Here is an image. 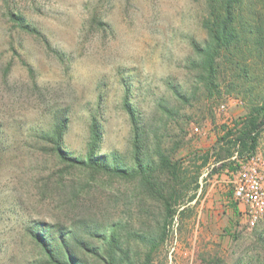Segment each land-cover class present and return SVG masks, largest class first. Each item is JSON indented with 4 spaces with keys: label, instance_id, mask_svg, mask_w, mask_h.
Segmentation results:
<instances>
[{
    "label": "rangeland",
    "instance_id": "1",
    "mask_svg": "<svg viewBox=\"0 0 264 264\" xmlns=\"http://www.w3.org/2000/svg\"><path fill=\"white\" fill-rule=\"evenodd\" d=\"M207 11L206 0H0V264H51L28 233L35 222H61L93 245L72 224L117 218L140 264H264V215L248 224L229 186L239 156H264V129L250 153L223 137L264 91V0L235 11L214 85L198 77L195 51ZM56 108L67 110L60 148L70 156H85L94 119L114 167L159 153L178 163L165 231L159 203L133 198L134 176L91 180L39 137Z\"/></svg>",
    "mask_w": 264,
    "mask_h": 264
},
{
    "label": "trees",
    "instance_id": "2",
    "mask_svg": "<svg viewBox=\"0 0 264 264\" xmlns=\"http://www.w3.org/2000/svg\"><path fill=\"white\" fill-rule=\"evenodd\" d=\"M208 11L201 23L205 28L207 39L202 46L196 45V53L199 55L197 67L200 68L199 78L207 85H214L218 74V58L222 50H229L237 36L236 19L234 13L245 0H206ZM64 108H56L53 114V123L39 135L41 139L51 145V150L61 155L65 165L69 168L84 167L90 170L89 179H94L96 173L103 171L118 174V177L129 179L135 177V184L131 189L133 198L143 193L146 200L159 203L162 210L161 229L165 231L176 213L172 203V197L176 192V186L180 181L178 176V163L172 162L159 153L158 161L148 159L144 161L138 156L133 157L134 165L130 168L123 166L114 167L107 154L99 153L101 142L100 125L92 120L89 126V139L84 157H74L60 148L62 136L67 127V116ZM134 121L133 113H130ZM135 128V145L137 143V127ZM264 129V91L260 94L257 103L253 104L238 128L236 135L231 138L232 131L227 130L225 138L228 142L240 146V153L253 152L257 144L259 133ZM240 154V155H241ZM242 157V156H239ZM207 161V154L202 158ZM237 162L231 167L236 168ZM158 172V173H157ZM165 172V178L159 174ZM113 177V176H112ZM95 181V179H94ZM181 212V211H180ZM158 223V222H157ZM80 228L100 240L99 244H90L70 226L61 222H35L28 226L27 230L45 251L48 262L51 264H87L78 249L88 250L96 257L99 264H140L137 258L130 256V250L125 246L121 219L95 220L94 224L79 220L72 226Z\"/></svg>",
    "mask_w": 264,
    "mask_h": 264
},
{
    "label": "built area",
    "instance_id": "3",
    "mask_svg": "<svg viewBox=\"0 0 264 264\" xmlns=\"http://www.w3.org/2000/svg\"><path fill=\"white\" fill-rule=\"evenodd\" d=\"M229 175L232 199L243 206L240 211L253 226L264 215V156L251 153L237 159V166Z\"/></svg>",
    "mask_w": 264,
    "mask_h": 264
}]
</instances>
